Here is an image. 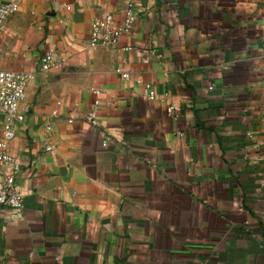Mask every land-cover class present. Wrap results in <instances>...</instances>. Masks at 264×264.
Wrapping results in <instances>:
<instances>
[{
  "label": "crops",
  "instance_id": "0c3cea01",
  "mask_svg": "<svg viewBox=\"0 0 264 264\" xmlns=\"http://www.w3.org/2000/svg\"><path fill=\"white\" fill-rule=\"evenodd\" d=\"M13 1L0 67L30 77L0 264H264V0ZM129 3L131 31L90 46Z\"/></svg>",
  "mask_w": 264,
  "mask_h": 264
},
{
  "label": "built area",
  "instance_id": "2783aa9c",
  "mask_svg": "<svg viewBox=\"0 0 264 264\" xmlns=\"http://www.w3.org/2000/svg\"><path fill=\"white\" fill-rule=\"evenodd\" d=\"M18 11V3L13 0L0 1V30L5 22ZM137 13L131 3L128 4L123 13V19L117 23L111 13H106L101 19L93 23L90 34L89 45H113L116 44L122 34L131 31L132 24L137 18ZM1 56V53H0ZM55 61V55L52 52H46L41 60L42 68H46ZM115 73H119L123 78H129L127 72L119 67L114 68ZM30 75L25 72H19L0 67V115L3 118L2 130L0 134V169L3 171L0 179V207L9 208L12 215L18 216L23 209V195L16 183V175L20 170L19 162L9 151V143L14 138L16 127L25 120L27 109H21L20 105L26 97V83ZM148 92V97L152 99L154 93L149 84L144 83ZM94 94L92 107L83 111L79 119L93 127L98 126L96 116V107L100 104L101 90L93 88ZM61 103L58 101L57 105ZM167 115L177 116L178 106L169 104L166 107ZM59 116L58 107L51 111V119L45 125V130L50 131L52 121ZM67 122H72L74 117H67ZM255 131L246 132V137L252 139ZM109 141L108 135L102 141L105 146ZM46 150L50 149L46 145ZM264 256V254H263Z\"/></svg>",
  "mask_w": 264,
  "mask_h": 264
}]
</instances>
